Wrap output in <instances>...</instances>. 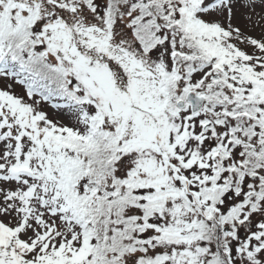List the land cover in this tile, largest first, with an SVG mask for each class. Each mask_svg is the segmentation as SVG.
I'll use <instances>...</instances> for the list:
<instances>
[{"label": "snow or ice", "instance_id": "obj_1", "mask_svg": "<svg viewBox=\"0 0 264 264\" xmlns=\"http://www.w3.org/2000/svg\"><path fill=\"white\" fill-rule=\"evenodd\" d=\"M0 82V264H264V0H0Z\"/></svg>", "mask_w": 264, "mask_h": 264}, {"label": "rangeland", "instance_id": "obj_2", "mask_svg": "<svg viewBox=\"0 0 264 264\" xmlns=\"http://www.w3.org/2000/svg\"><path fill=\"white\" fill-rule=\"evenodd\" d=\"M242 27H244L246 30H248L249 34L255 35L257 37L260 36V29L259 28L253 30V29H251L250 25H246V24H242ZM0 86H3L2 82H0ZM16 91L18 94H23V90L19 87H17ZM42 107L45 111L49 112V115L52 118H54V119H62L63 118V119H65V122H67L63 113H58L56 110H53L47 103L42 104Z\"/></svg>", "mask_w": 264, "mask_h": 264}]
</instances>
